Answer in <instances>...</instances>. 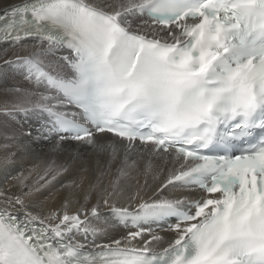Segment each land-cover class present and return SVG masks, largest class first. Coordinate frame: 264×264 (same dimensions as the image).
Segmentation results:
<instances>
[{
	"label": "snow or ice",
	"instance_id": "obj_1",
	"mask_svg": "<svg viewBox=\"0 0 264 264\" xmlns=\"http://www.w3.org/2000/svg\"><path fill=\"white\" fill-rule=\"evenodd\" d=\"M0 43L30 85L5 89L0 108L20 125L0 123L6 179L40 140L116 166L95 204L86 193L71 213L70 192L46 216L30 198L67 167L32 186L33 170L11 176L0 264H264V0H24L3 8ZM159 160L170 167L146 198ZM112 223L128 231L100 242Z\"/></svg>",
	"mask_w": 264,
	"mask_h": 264
},
{
	"label": "bare ground",
	"instance_id": "obj_2",
	"mask_svg": "<svg viewBox=\"0 0 264 264\" xmlns=\"http://www.w3.org/2000/svg\"><path fill=\"white\" fill-rule=\"evenodd\" d=\"M23 2L24 0H0V14L3 13V8L5 6ZM14 51L19 50H14L7 44L0 45V108L3 107L6 100L10 99L5 89L12 87H30L22 75L3 63L6 58L14 59ZM19 120L24 128L28 127V124L24 123V118L22 116L19 117ZM5 121L15 127L20 126L0 112V123ZM33 146L36 148L35 152L30 155H18L15 163L9 166L7 179L5 171L0 169V188H4L5 190L10 188L11 191L15 193L19 191V188L15 186V183L11 180V176H14L19 172H23L25 176H29V171L33 170L28 180L29 186H32L33 182L37 180L38 175L43 174L47 165H51L54 169L66 166L67 171L61 172L54 180H51V177L49 176L51 182L46 187L34 192L30 198L33 211L42 216H46L52 211H62L65 200L69 197L70 192L74 193L68 209L71 213H75L81 205L84 204V195L86 193L91 196L88 206L95 204L104 187H106L116 175V166L114 165L109 172L106 164V156L101 158V162L98 165L97 157L90 149H81V158L69 160L68 152L66 151L50 152L49 149L51 143L48 140L33 142ZM0 155H2V152H0ZM139 163L140 170L133 175L139 180L140 185H144V160L139 159ZM155 163L163 168L164 171L161 173L159 180H154L151 175L147 176L148 187L145 188L144 193L146 198L153 194V189L160 180H163L166 177L167 168L170 167V165H164L163 160L155 161ZM84 168H87V172L83 171ZM101 171L106 173L102 178V184L96 191L89 192V185L96 183L97 177ZM82 176L86 177V179L81 187H68L69 185H73V182L79 184ZM136 179L131 181L133 187L130 190L133 192L136 190V187H138L136 185ZM121 203H123V201H121ZM100 214L102 217L111 218V212L107 208L102 207ZM127 231L128 230L122 225L112 223L108 228L107 235L100 237L99 241L108 242L111 237L114 236L119 238ZM160 234L165 235L163 232Z\"/></svg>",
	"mask_w": 264,
	"mask_h": 264
}]
</instances>
